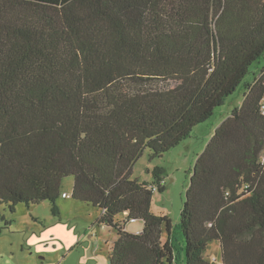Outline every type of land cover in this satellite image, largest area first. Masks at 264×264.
Wrapping results in <instances>:
<instances>
[{
  "label": "trees",
  "instance_id": "trees-1",
  "mask_svg": "<svg viewBox=\"0 0 264 264\" xmlns=\"http://www.w3.org/2000/svg\"><path fill=\"white\" fill-rule=\"evenodd\" d=\"M263 56L264 0H0V203L48 200L61 217L73 175L72 196L115 230L109 264H178L183 245L187 264H215L214 241L222 264H264V65L246 80ZM241 84L175 225L152 210L166 167L140 181L135 164L186 140ZM135 219L140 233L126 229Z\"/></svg>",
  "mask_w": 264,
  "mask_h": 264
},
{
  "label": "rangeland",
  "instance_id": "rangeland-1",
  "mask_svg": "<svg viewBox=\"0 0 264 264\" xmlns=\"http://www.w3.org/2000/svg\"><path fill=\"white\" fill-rule=\"evenodd\" d=\"M263 65L264 56L251 66L246 80L254 81ZM244 92L245 86L241 84L206 122L195 126L191 136L168 150L164 156L151 159L146 149L137 160L132 178L140 181L151 180V171L155 166L161 164L166 167L164 177L167 186L164 191L154 192L152 210L155 213L167 214L175 225L180 221L196 157L204 151L215 127L242 103ZM74 182V176L69 175L62 183V191L70 194L69 198L57 199L62 219L54 215L52 203L48 200L31 205L20 202L15 212L8 204L0 203V264H95L96 259L90 257L85 245L94 240L98 246H95L93 254L97 252L102 258V254H105V264H109L107 255L116 237L115 230H105L93 224L101 210L91 203L76 201L72 196ZM142 223V220L134 223L128 221V229H134L137 225L139 227ZM92 230L93 233H99V238L93 239L95 235H91ZM79 241L81 244L77 245ZM184 248L185 245L177 250L178 264H187ZM220 249V244L214 241L206 251L215 264H222Z\"/></svg>",
  "mask_w": 264,
  "mask_h": 264
},
{
  "label": "crops",
  "instance_id": "crops-1",
  "mask_svg": "<svg viewBox=\"0 0 264 264\" xmlns=\"http://www.w3.org/2000/svg\"><path fill=\"white\" fill-rule=\"evenodd\" d=\"M222 122V121H221ZM219 126V125H218ZM217 127V126H216ZM199 155V154H198ZM197 158V157H196ZM145 180H149V179H145ZM66 199V198H65ZM125 216V214L123 215V216H121V219L123 218ZM63 218V216H61L60 217V219H62ZM136 220H134V221H130L131 223H134ZM94 223L93 224H95L96 225V223H95V221H93ZM96 226H98V225H96ZM101 228H103V229H108V228H105V227H101ZM129 227H128V225L126 224V229L127 230H129L128 229ZM134 229H130L129 231L130 232H136V233H140V232H142L143 231V229H144V223H142V225L141 226H139L138 227V225L137 226H135V227H133ZM89 229V228H88ZM93 230H95V227H94V229ZM92 230V233H91V235L92 234H94L95 235V238H93V239H97V238H99V233H93L94 231ZM131 230H133V231H131ZM89 232V231H88ZM116 238V237H115ZM114 238V239H115ZM85 243H86V241H85ZM81 244V241H79V242H77V245H80ZM86 246H87V248H88V252H89V255H90V257H92V259H96V261H95V264H105L106 262V256H105V254H102L103 256H104V258H102V257H99L97 254V252L95 253V254H93V250H94V248H95V246L97 247L98 245H97V242H96V240H94V242H90V241H88V244L86 243L85 244ZM108 256V255H107Z\"/></svg>",
  "mask_w": 264,
  "mask_h": 264
},
{
  "label": "built area",
  "instance_id": "built-area-1",
  "mask_svg": "<svg viewBox=\"0 0 264 264\" xmlns=\"http://www.w3.org/2000/svg\"><path fill=\"white\" fill-rule=\"evenodd\" d=\"M263 109H264V105H263ZM165 182V181H163ZM153 189L156 191L157 190V186H154ZM69 194L68 193H63V197H68Z\"/></svg>",
  "mask_w": 264,
  "mask_h": 264
}]
</instances>
